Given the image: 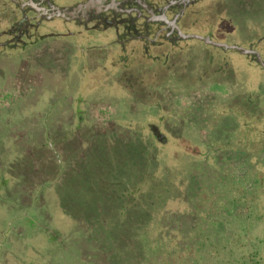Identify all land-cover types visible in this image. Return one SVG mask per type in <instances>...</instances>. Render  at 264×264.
Segmentation results:
<instances>
[{"label":"rangeland","instance_id":"1","mask_svg":"<svg viewBox=\"0 0 264 264\" xmlns=\"http://www.w3.org/2000/svg\"><path fill=\"white\" fill-rule=\"evenodd\" d=\"M79 1L55 0L67 7ZM2 3L0 33L16 20ZM196 16L187 23V29L192 27L189 34L205 35L207 18ZM58 25L75 33H62L64 43H70L67 50L76 56L70 61V84L66 79L55 85L60 83L56 80L42 86L51 91L36 89L22 95L24 99H14L12 85L3 95L12 63L0 61L8 73L0 74V264H255L252 257L264 248V135L257 145L249 144L250 138L233 139L231 152L224 154L229 159L222 160L202 141L205 134H198L196 145L191 142L193 131L175 127L180 118L172 115L177 108H187L189 101L165 106V123L157 129L141 111H132L135 98L144 101L145 94L167 78V56L173 51L161 48L157 24L109 34H119L129 44H113L115 50L94 78L91 71L82 76L78 63L83 62V48L97 50L109 43L102 47L103 41H94L96 33L82 26L77 30V24ZM137 30L148 31L155 45L136 40ZM227 33L217 40L221 47L209 48L210 63L219 69L246 70L251 89L262 71L250 57L232 50L240 43L231 36L236 34ZM44 34L51 33L42 32L34 46ZM192 44L178 42L174 48L186 50ZM51 69L50 77L62 75L61 69ZM105 72L120 84L115 94L124 101L102 100V94L93 93L97 98L88 97L84 103L92 109L90 116L75 133L79 123L70 115L71 100L89 95L92 82ZM234 93L208 103L221 105L231 98L233 109L256 101L251 90H241V97ZM259 101L264 102L263 95ZM36 104L38 114L32 116L28 109ZM42 104L46 106L40 111ZM119 104L126 108L125 115L114 111H120ZM51 106L53 115L46 114ZM258 109L264 122V103ZM157 121L150 120L152 125ZM221 130L219 126L211 134ZM254 130L262 133L264 126Z\"/></svg>","mask_w":264,"mask_h":264},{"label":"flooded vegetation","instance_id":"2","mask_svg":"<svg viewBox=\"0 0 264 264\" xmlns=\"http://www.w3.org/2000/svg\"><path fill=\"white\" fill-rule=\"evenodd\" d=\"M0 1L11 10L10 14L16 19L14 24H12L13 21L10 22L12 26L7 32L0 33V61L9 60L12 63L9 69L11 74L4 86L3 95H6L5 87L8 85L14 87L13 94L15 95L12 97L21 100L24 99L22 95L24 96L25 93L34 92L36 89L45 91L46 89L42 86H52L56 80L60 83L55 85L61 84L66 79L70 84L68 75L71 69L70 61L74 56L67 50L70 43H64L62 33L65 32L67 37H73L75 33L72 32L73 29L61 28L58 25L60 21L62 24H77V30L82 26L89 33H96L97 36H93L94 41H103L102 47L103 44L109 43L97 50L87 49L86 51L83 48L85 53L83 62H79L78 65L81 64L83 77L84 71H91L89 74L92 78L97 76L96 69L102 68L103 61H106L109 54L115 50L116 46L113 44L123 47L129 44V39L120 38L119 34L118 38L115 35L110 38L109 34L124 31L139 26V24H143L147 29L150 25L157 24L159 28L157 37L162 41L161 48H170L173 51L170 56H167L170 60L167 78L162 85L155 86L151 93H146L144 101L139 100L140 97L135 98L134 102L138 105L134 104L132 111H141L140 113L149 119V126L157 129L165 123V106L177 107L176 102L189 101L187 108H177L176 114L172 115L180 118L175 127H184L181 130L193 131L190 133L191 142L196 145L199 144L198 134H205L206 137L202 141L206 140V146L213 149V154L217 158L221 156L222 160L229 159V156L226 157L224 154L231 152L229 143L237 137H240V141L250 138L249 144L251 145L263 142L264 130L258 133V130L252 131V128H263L264 126L263 119L259 115L262 110L258 109V105L264 103L259 101L262 95L264 97V0H152V4L148 3V0H80L74 7L59 5L55 0ZM69 9L72 10L69 12ZM198 14L207 18V32L201 36L189 34L192 27L187 29V23L193 22ZM54 22L53 28H49L48 26ZM47 31L51 34H44L41 43L34 46L35 39L42 35V32ZM227 31L236 34L231 36L237 38V42L240 43L232 50L242 56L250 57L262 71L258 78L260 82L251 89V76L244 72L246 70L230 71L228 67L219 69L210 63L209 48L221 47L217 40L221 36L225 37L228 34ZM136 32V40L151 42L148 38V31L145 33L137 30ZM188 40L194 44L186 50L185 48L179 50L174 48L178 42ZM151 44L155 45L152 42ZM225 48L231 50L229 47ZM4 66L0 64L1 75L8 74L5 73L7 71L5 68V71H2L1 68ZM51 68L61 69L62 75L50 77L49 73L53 72ZM32 69L34 74H31ZM103 76L92 82L93 90L89 95L82 96L80 101L77 96L76 99L71 100L74 108L71 109L70 115L79 123L78 129L74 130L75 133L80 132L84 126V119L90 116L92 109L84 106L88 97L95 99L97 96L92 95L102 94L98 97L102 100H111L115 103L124 101V99L116 98L124 96L116 95L120 84L115 83L114 75L105 72ZM83 79H81L82 82ZM74 85L76 89L78 84ZM234 90L236 91L234 97L237 92L240 96L241 90L247 93L251 90L253 94L251 96L256 99L255 103L246 104L247 100H245L246 105L239 103L231 109L228 100L233 97ZM225 95L231 98H227L221 105L214 102L208 103V101L223 100ZM242 97L245 95L243 94ZM27 100L31 103L30 99ZM140 105L141 109L137 110V106ZM45 106L46 104H42L40 111ZM123 106L121 105L120 111L118 109L114 111L125 115L127 110L122 108ZM38 110L37 104L28 109L32 116L38 114ZM54 110L55 108L51 106L46 110L48 111L46 114L53 115ZM246 112L248 117H246ZM154 116L158 121L152 125L150 120L152 118L154 120ZM219 126H222L221 132L212 135V129ZM78 138L80 139V136ZM250 149L255 150L258 147H250ZM196 157H198L197 152Z\"/></svg>","mask_w":264,"mask_h":264},{"label":"trees","instance_id":"3","mask_svg":"<svg viewBox=\"0 0 264 264\" xmlns=\"http://www.w3.org/2000/svg\"><path fill=\"white\" fill-rule=\"evenodd\" d=\"M257 256H254L252 257V262H255V264H264V248H263V253L261 254L260 252L259 253H256ZM258 258L257 260V263H256V259Z\"/></svg>","mask_w":264,"mask_h":264}]
</instances>
